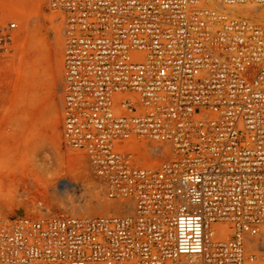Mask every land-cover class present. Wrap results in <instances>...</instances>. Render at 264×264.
<instances>
[{
	"label": "built area",
	"instance_id": "obj_1",
	"mask_svg": "<svg viewBox=\"0 0 264 264\" xmlns=\"http://www.w3.org/2000/svg\"><path fill=\"white\" fill-rule=\"evenodd\" d=\"M248 3L48 0L64 143L117 206L0 217V264H264V24L230 12Z\"/></svg>",
	"mask_w": 264,
	"mask_h": 264
},
{
	"label": "rangeland",
	"instance_id": "obj_2",
	"mask_svg": "<svg viewBox=\"0 0 264 264\" xmlns=\"http://www.w3.org/2000/svg\"><path fill=\"white\" fill-rule=\"evenodd\" d=\"M248 11L235 15L245 17ZM246 17L264 22L259 14ZM13 18L18 29L0 55V217H16L18 209L44 217L101 215L102 208L91 207L105 201L103 188L87 170L84 156L66 147L53 129L57 117L63 130L64 22L48 0H0V28ZM62 176L75 181L77 189L63 192ZM96 188L102 190H96L97 201Z\"/></svg>",
	"mask_w": 264,
	"mask_h": 264
},
{
	"label": "bare ground",
	"instance_id": "obj_3",
	"mask_svg": "<svg viewBox=\"0 0 264 264\" xmlns=\"http://www.w3.org/2000/svg\"><path fill=\"white\" fill-rule=\"evenodd\" d=\"M249 4H251V3H249ZM254 4V3H253ZM237 8H238V6H237ZM263 8V7H262ZM244 10H249L248 11V13H245L244 14V16L246 15H248V16H250V17H256L258 14H259V16L261 15V16H263L264 17V8H263V10H259L258 8H256L255 6H242L241 5V8H239V9H237V10H235L234 12H235V14H238V13H241V14H243V11ZM233 12V11H232ZM59 14V13H58ZM59 16V15H58ZM237 16V15H236ZM245 16V17H246ZM257 20H258V17L256 18ZM260 19V18H259ZM262 20V19H261ZM264 22H262V24H263ZM53 129H54V132H55V134L56 135H58L59 136V139H61V141H64V138H63V130L61 131V126H60V120H59V118H55V120H54V122H53ZM146 146L145 147H147V144H145ZM155 147V145H153V146H148L147 147V149L148 150H153V148ZM81 154V153H80ZM84 159L86 160V158L84 157ZM88 162H87V160H86V166H88V168L89 169H87V170H89V171H91L92 173H91V175H92V178L94 179V180H96V182L100 185V187L101 188H103L102 186H101V184L99 183V181L96 179V177H95V175L93 174V171H92V169L90 168V165H88L87 164ZM95 182V183H96ZM96 183V184H97ZM56 184H57V182H53V184H52V186H56ZM58 184L60 185H58L59 187H60V189L63 191V192H65V191H67V190H69V189H77V184H76V182L75 181H72V180H68V179H66V177H61L60 179H59V181H58ZM95 184V185H96ZM76 185V186H75ZM57 186V187H58ZM99 188V187H98ZM98 188H96L95 189V198L94 199H96V198H99L100 197V194H99V196L97 197L96 195H98L97 193H96V190L98 189ZM59 189V190H60ZM89 189V188H88ZM93 189V188H92ZM60 190V191H61ZM99 191L101 190V189H98ZM104 190V189H103ZM102 191V190H101ZM88 192H90L89 190H88ZM62 193V192H61ZM91 194H92V192H91ZM91 194H89V198H90V196H92ZM63 195V194H62ZM93 197V196H92ZM105 198V201H102V203L98 200L97 201V199H96V201H97V203L95 204H93L94 206H92L91 208H94L95 207V211H97L99 208H102L103 209V211H101L100 210V212L102 213L101 215H105V214H112L113 212H110L111 210H112V208L114 207V206H117V204L114 202V201H110V200H108L106 197H104ZM103 198V199H104ZM94 199H92V200H94ZM36 201L38 200V199H35ZM91 200V201H92ZM90 201V202H91ZM107 201V202H106ZM44 202V201H43ZM98 202H100V203H98ZM104 202V203H103ZM92 205V203H90V205H89V207ZM99 211V210H98ZM71 212H73V211H71ZM73 215H67V216H77V214H79V213H72ZM63 215H66V213H64ZM21 216H29V215H27V214H25V212H23L22 214H21ZM81 215H78L77 217H80ZM86 215H83L82 214V216H81V218H93V217H85ZM39 217H42V218H44V216H36L35 218H39Z\"/></svg>",
	"mask_w": 264,
	"mask_h": 264
},
{
	"label": "water",
	"instance_id": "obj_4",
	"mask_svg": "<svg viewBox=\"0 0 264 264\" xmlns=\"http://www.w3.org/2000/svg\"><path fill=\"white\" fill-rule=\"evenodd\" d=\"M22 213H23V210L22 209H18L16 217H18V218H35L36 217L35 215L21 216Z\"/></svg>",
	"mask_w": 264,
	"mask_h": 264
}]
</instances>
